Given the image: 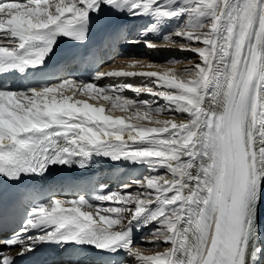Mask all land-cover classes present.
Returning a JSON list of instances; mask_svg holds the SVG:
<instances>
[{"label": "snow or ice", "instance_id": "obj_1", "mask_svg": "<svg viewBox=\"0 0 264 264\" xmlns=\"http://www.w3.org/2000/svg\"><path fill=\"white\" fill-rule=\"evenodd\" d=\"M138 18L148 23L133 31ZM169 27L159 42L200 63L182 72L103 70L115 65L121 46L157 48L150 36ZM97 30L104 39L93 45ZM105 50L109 65L98 60ZM130 60L128 68L159 67ZM90 61L89 75L61 73ZM126 77L155 87L118 79ZM106 78L118 82L100 83ZM125 89L153 99L125 97ZM78 95L161 126L114 118ZM98 158L143 171L112 189L76 185L72 196L20 192L17 203L28 197L22 218L0 199V234L20 218L2 243L18 245L21 256L40 246L87 249L88 264H264V0H2L0 178L30 184L50 169L85 170ZM133 184L137 190L128 192ZM150 225L155 239L142 250L134 230ZM0 264L15 261L0 251Z\"/></svg>", "mask_w": 264, "mask_h": 264}, {"label": "bare ground", "instance_id": "obj_2", "mask_svg": "<svg viewBox=\"0 0 264 264\" xmlns=\"http://www.w3.org/2000/svg\"><path fill=\"white\" fill-rule=\"evenodd\" d=\"M147 23H148V20L146 18H138V20L136 22H133L128 27L131 28L133 31H135L137 29H142ZM97 32H100V31H97ZM150 38L153 39L154 41H157L158 44H162L163 47L150 49L151 52L149 51V49L148 50H143L142 49V50H136V51L128 52V51H126V49L134 48V47H132V45L121 46V49L123 50V51H121V57H127L128 55L138 56V57H135V58L140 60L141 64L147 65V64H150V63H156V64L159 65V67H155V68H148V67L128 68L127 65H128V63L131 62L129 57H128V59H124V58L120 57L119 59H117V61H116L114 66L113 65L107 66V67L104 68V71L121 70V69H123L125 71H137V72H140V71H162V70H165V69H168V68H172L173 66H171V65L170 66H168V65L166 66V65L161 64V60L163 58H167L168 56L170 57V55L173 54V53H174V55H176L177 51L173 52V51H171L172 49L169 50V48H167V47H170V44L160 43L159 41L161 40L162 36H154V35H152V36H150ZM141 47L144 48V46H141ZM144 52H146V55H147L148 58L141 59L142 55L144 54ZM129 53H131V54H129ZM143 58H145V57H143ZM120 60H122V61H121V63L118 64V62ZM184 64H190V63L184 62ZM185 66H187V65H185ZM126 78H130V79L133 78L136 81L140 80V81H145L146 83H151V80L148 79V78H143V77H126ZM109 79L110 78H106V79L100 81V83H109ZM124 93H126V92L124 91ZM68 94L71 95V93H68ZM134 99H138V98L135 97ZM81 101H85V102L91 103L88 100H84V99H82ZM206 103H207V100H206ZM106 104H108L110 106L109 102H106ZM100 107H103V106H100ZM166 118H169V117L168 116H164L163 117V119H166ZM94 165H98V170H97L95 176H99V175H101L103 177H105V176H108V177L116 176L117 177V183H119L122 179H125L127 175H132L131 177H134V175L141 173L142 172V168H143L142 166L141 167H137L135 165H129V164H126V163H121V164L117 165V164H113L112 162H110L108 160L99 159V158L96 160ZM105 166H106V168H105ZM99 168H104V171L99 170ZM133 187H138V186L135 185ZM127 191H129V190H127ZM154 206L155 205H153V207ZM126 215H130V214H126ZM262 220H264V216H262ZM123 227H127V221H125V224L123 225ZM154 227H155V225L148 226L147 229H146L147 233L151 232L152 228H154ZM140 232H141V230L138 231V232H136L134 230V243L136 242V244H138L140 242V240H137V238H136L140 234ZM261 237H264V230L261 231ZM154 239L155 238L152 236L149 239V241L154 240ZM149 241L148 242L141 241L142 242L141 243L142 250L148 247ZM166 247H168V245H165L163 248H161L159 250L163 251L164 248H166ZM152 254H154V253L150 252V251H145V255H152ZM92 258L93 257L82 258L83 264H88L89 260H91ZM126 259L131 261L132 258L127 257Z\"/></svg>", "mask_w": 264, "mask_h": 264}, {"label": "rangeland", "instance_id": "obj_3", "mask_svg": "<svg viewBox=\"0 0 264 264\" xmlns=\"http://www.w3.org/2000/svg\"><path fill=\"white\" fill-rule=\"evenodd\" d=\"M169 31H171V28L169 27V28H166V29H164L163 30V32H162V34H161V36L163 35V34H166L167 32H169ZM180 39L179 37H173V39ZM162 39V38H161ZM161 41V40H160ZM141 46H144L142 43L141 44H138V45H132V47H134V48H131V49H139V48H141V50L143 49V50H148V48H146L145 46H144V48H142ZM161 47H163V45L162 44H158V46H157V48H161ZM171 47V48H170ZM170 47H167V48H169V50H171V51H177L176 52V55H174V53L173 54H171L170 55V57L168 56L167 58H163L162 60H161V64H163V65H168V66H173L172 68H175V71H177V72H182V71H184L185 69H190V68H193L194 67V65L195 64H197V63H200V60H199V58L195 55V54H193V53H191V52H187V51H181L180 50V48H179V45H171L170 44ZM149 51H150V49H149ZM128 52H131V51H128ZM129 54H131V53H129ZM131 56H133V55H128L126 58H128L129 57V59L131 58ZM136 57V56H135ZM143 57H145V58H143ZM146 58H148L147 57V55H146V52H144V54L142 55V58L141 59H146ZM123 60V59H122ZM121 60V61H122ZM170 60H176V61H183L182 63H176V64H169V63H167V61H170ZM188 61H191V63L190 64H184V62H188ZM182 64V65H181ZM184 64V65H183ZM185 65H187V66H185ZM177 69V70H176ZM118 79H123V78H118ZM118 79L117 78H113L109 83H115V82H118ZM128 80H124V81H126V82H130V83H133V82H135L136 80H134L133 78H127ZM185 79H188V77H185ZM130 80V81H129ZM133 81V82H132ZM139 81V80H138ZM145 84L146 85H149V86H153V87H155V85H152L151 83H146L145 82ZM126 93H122V94H124L125 95V97H129V98H138V99H153L152 97H150V95L148 94V93H140V95H139V97H137L136 96V93H134V92H132L131 90H128V89H125L124 90ZM143 96V97H142ZM145 96V97H144ZM75 99H78V98H75ZM81 100H82V98H81ZM80 100V101H81ZM90 101H91V98L89 99ZM88 100V101H89ZM89 101V102H90ZM95 101H99V100H96L95 99ZM94 101V102H95ZM105 103H106V101H105ZM165 103V101H163V100H159V104H161V105H163ZM92 104V103H91ZM108 107H111V106H109L108 105ZM105 108V107H104ZM108 113L112 116L113 115V117L114 118H125L126 119V121L128 122V123H131V124H134V125H139V126H143V127H160L161 125H157V124H154V123H149L148 121H146V120H139V119H135V118H133V119H128L131 115H132V110L131 109H129V111H121L120 109H111V108H109L108 109ZM164 116H167V115H161L160 117H157L158 119H163V117ZM142 170H143V168H142ZM159 172L160 173H165L166 172V170L165 169H160L159 170ZM167 178H169V179H171V175H170V173H168L167 174ZM132 186H135V185H132ZM127 190H129V189H127ZM132 207H134V205L132 206ZM148 234V233H147ZM151 238V237H150ZM150 238H146V239H141L140 240V242L138 243V245H141V241H145V242H148L149 241V239Z\"/></svg>", "mask_w": 264, "mask_h": 264}]
</instances>
